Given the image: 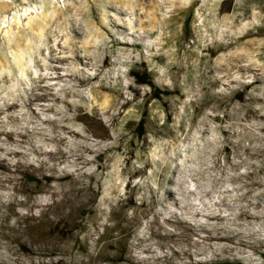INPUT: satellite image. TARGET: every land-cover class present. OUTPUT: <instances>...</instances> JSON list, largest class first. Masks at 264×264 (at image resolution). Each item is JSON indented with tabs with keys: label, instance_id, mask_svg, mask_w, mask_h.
Masks as SVG:
<instances>
[{
	"label": "clouds",
	"instance_id": "1",
	"mask_svg": "<svg viewBox=\"0 0 264 264\" xmlns=\"http://www.w3.org/2000/svg\"><path fill=\"white\" fill-rule=\"evenodd\" d=\"M226 2L0 0V264H264V0Z\"/></svg>",
	"mask_w": 264,
	"mask_h": 264
},
{
	"label": "rangeland",
	"instance_id": "2",
	"mask_svg": "<svg viewBox=\"0 0 264 264\" xmlns=\"http://www.w3.org/2000/svg\"><path fill=\"white\" fill-rule=\"evenodd\" d=\"M142 3L143 4H147L148 0H142ZM232 3H234V0H227V2L225 4L220 5V8L221 9L230 8ZM192 15H193L192 11H187V12H183V13L180 14V18H182L185 21L184 22V27L181 29L182 32H186L188 30V21L191 20ZM261 31L264 32V30H261ZM250 47H251V45H250ZM238 98L242 99V95L238 96ZM27 179L31 180L32 177L29 176V177H27ZM33 231H38V230H33Z\"/></svg>",
	"mask_w": 264,
	"mask_h": 264
},
{
	"label": "trees",
	"instance_id": "3",
	"mask_svg": "<svg viewBox=\"0 0 264 264\" xmlns=\"http://www.w3.org/2000/svg\"><path fill=\"white\" fill-rule=\"evenodd\" d=\"M139 131H140V132H141V134H142V132H143V129L141 128Z\"/></svg>",
	"mask_w": 264,
	"mask_h": 264
}]
</instances>
